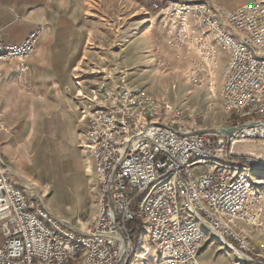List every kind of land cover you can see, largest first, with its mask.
<instances>
[{
	"label": "built area",
	"instance_id": "2783aa9c",
	"mask_svg": "<svg viewBox=\"0 0 264 264\" xmlns=\"http://www.w3.org/2000/svg\"><path fill=\"white\" fill-rule=\"evenodd\" d=\"M166 3V12L181 22L192 18L229 54L221 88L224 110L248 123L264 121V3L233 11L205 2ZM154 6L159 8L157 1ZM43 30L40 26L19 44L6 42L0 32V63L26 62ZM90 85L79 97L84 149L102 191L95 221L85 233L68 230L43 205L40 188L15 187L0 171V264H116L124 243L107 199L116 166L111 194L129 247L131 225L141 217L165 264H199V252L210 238L264 264V246L252 248L239 229L255 219L250 208L258 199L248 174L264 168V161L230 154L236 140L264 141V130L258 129L264 126L225 137L199 133L183 125L188 108L156 99L124 72ZM238 160L249 166H234Z\"/></svg>",
	"mask_w": 264,
	"mask_h": 264
},
{
	"label": "rangeland",
	"instance_id": "374dc122",
	"mask_svg": "<svg viewBox=\"0 0 264 264\" xmlns=\"http://www.w3.org/2000/svg\"><path fill=\"white\" fill-rule=\"evenodd\" d=\"M87 1L88 17L82 23L93 31L87 50L95 59L89 58L93 61L78 71L76 85H85L89 90L93 81L124 72L156 99L173 108H188L183 124L186 127L205 131L248 123V119L224 110L221 88L227 63L219 61L224 49L195 20L188 18L181 22L175 13L166 12L167 0ZM177 1L205 2L223 11H233L255 1L264 3V0ZM207 54H211L210 60ZM1 113L0 110V116ZM37 118L32 144L27 143L24 122L14 130L7 131V127L2 131L5 141L0 145V171L7 177L10 175L8 178L16 187L39 186L43 205L68 230L85 233L95 221L102 196L95 164L81 142L86 123L78 111L70 116L66 126L57 116ZM247 129L243 132L251 131ZM12 142L14 145L9 146ZM233 163L239 166L237 163L247 162ZM248 178L258 199L250 208L255 219L249 224L240 223L239 229L251 247L259 250L264 246V168L249 172ZM131 230L132 245L128 246L130 252L124 264H165L157 252H150L142 260L147 251H156L146 233L144 219L140 217L132 223ZM254 234L258 235V243H253ZM2 243L0 228V247ZM252 260L239 256L222 240L211 238L198 256L199 264L261 262L256 257Z\"/></svg>",
	"mask_w": 264,
	"mask_h": 264
},
{
	"label": "crops",
	"instance_id": "0c3cea01",
	"mask_svg": "<svg viewBox=\"0 0 264 264\" xmlns=\"http://www.w3.org/2000/svg\"><path fill=\"white\" fill-rule=\"evenodd\" d=\"M87 2L0 0V32L6 42L19 44L40 26L44 27L35 53L26 62L0 63V145L5 141L2 131L7 127V131L14 130L21 122L26 123L27 143L32 144L37 116H57L64 126L75 111L81 116L84 101L79 96L86 94L88 88L76 85L77 74L90 62L89 58L95 59L87 50L93 31L82 23L88 17ZM229 59L226 51L220 52L221 64ZM84 130L82 144H85L86 127ZM12 145L13 142L9 146ZM253 238V243L259 242L257 234ZM150 252L156 251L149 250L146 254Z\"/></svg>",
	"mask_w": 264,
	"mask_h": 264
},
{
	"label": "water",
	"instance_id": "95a60500",
	"mask_svg": "<svg viewBox=\"0 0 264 264\" xmlns=\"http://www.w3.org/2000/svg\"><path fill=\"white\" fill-rule=\"evenodd\" d=\"M260 125L264 126V121H251L249 123H244L242 125L235 126V127L221 128V129H214V130H205V131H200L199 133L213 134V135H217L220 137H225V136L236 134L237 132L241 131L244 128H252L254 126H260ZM230 154L235 159H253V160H257V161H264V141L236 140L231 145ZM117 170H118V166H116V168L112 174L107 199H108V203L110 205L111 213L113 214V217H114L115 226L118 229L119 233L121 234L122 239H123V243H124L123 253L121 255V258L119 259V261L116 264H124V261L126 260L127 252L129 249L128 240L125 237L122 230L118 227V225L116 223V217H115L116 214H115V209H114V204H113V199H112V194H111V188L114 184V180L116 177Z\"/></svg>",
	"mask_w": 264,
	"mask_h": 264
},
{
	"label": "bare ground",
	"instance_id": "6f19581e",
	"mask_svg": "<svg viewBox=\"0 0 264 264\" xmlns=\"http://www.w3.org/2000/svg\"><path fill=\"white\" fill-rule=\"evenodd\" d=\"M139 31H140V30H139ZM259 128H263V127H259ZM245 129H246V130H245ZM263 129H264V128H263ZM244 130L247 131L248 129H247V128H244V129H242L241 131L237 132L236 135L243 133ZM38 188H40V187L38 186ZM129 252H130V251H129V249H128L127 254H129ZM150 254H151V253H150ZM150 254H149V255H150ZM149 255H148V254H145L142 260H145ZM143 264H145V263H143Z\"/></svg>",
	"mask_w": 264,
	"mask_h": 264
}]
</instances>
